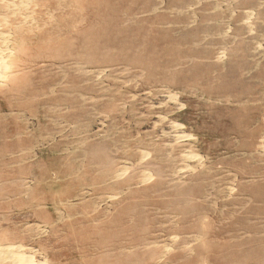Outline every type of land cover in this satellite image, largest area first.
<instances>
[{
    "label": "rangeland",
    "instance_id": "374dc122",
    "mask_svg": "<svg viewBox=\"0 0 264 264\" xmlns=\"http://www.w3.org/2000/svg\"><path fill=\"white\" fill-rule=\"evenodd\" d=\"M0 264H264V0H0Z\"/></svg>",
    "mask_w": 264,
    "mask_h": 264
},
{
    "label": "bare ground",
    "instance_id": "6f19581e",
    "mask_svg": "<svg viewBox=\"0 0 264 264\" xmlns=\"http://www.w3.org/2000/svg\"><path fill=\"white\" fill-rule=\"evenodd\" d=\"M1 63H2V62H1ZM1 65H2V64H1ZM4 67H5V66H4ZM121 174H122V173H121ZM10 255H12V254H10ZM10 255H9V256H10ZM20 256H21V255H20ZM11 257H12V256H11ZM18 257H19V256H18ZM21 257H22V256H21ZM13 258H14V257H13ZM27 259H28V258H27ZM27 259H26V260H27ZM19 260L21 261V258H20ZM26 260H25V262H26ZM23 261H24V259H23ZM27 262H29V260H27Z\"/></svg>",
    "mask_w": 264,
    "mask_h": 264
}]
</instances>
